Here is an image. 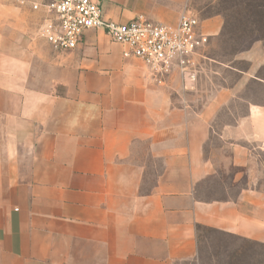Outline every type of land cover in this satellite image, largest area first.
<instances>
[{
  "label": "crops",
  "instance_id": "1",
  "mask_svg": "<svg viewBox=\"0 0 264 264\" xmlns=\"http://www.w3.org/2000/svg\"><path fill=\"white\" fill-rule=\"evenodd\" d=\"M15 1L0 0V264L196 263L203 227L264 244V105L213 129L251 80L264 84V39L237 56L250 67L233 84L209 86L205 60L183 93L101 29L54 50L44 10ZM98 1L108 19L169 24L189 3ZM242 12L246 28L264 27ZM200 21L213 38L244 27L222 13ZM210 182L228 191L204 198Z\"/></svg>",
  "mask_w": 264,
  "mask_h": 264
},
{
  "label": "built area",
  "instance_id": "2",
  "mask_svg": "<svg viewBox=\"0 0 264 264\" xmlns=\"http://www.w3.org/2000/svg\"><path fill=\"white\" fill-rule=\"evenodd\" d=\"M18 1L44 10L41 34L56 51L75 49L85 32L101 29L123 47L124 57L141 60L157 82L178 76L183 92L198 87L209 35L201 30L199 18L189 12L184 11L176 24L144 14L120 21L106 18L98 0Z\"/></svg>",
  "mask_w": 264,
  "mask_h": 264
},
{
  "label": "rangeland",
  "instance_id": "3",
  "mask_svg": "<svg viewBox=\"0 0 264 264\" xmlns=\"http://www.w3.org/2000/svg\"><path fill=\"white\" fill-rule=\"evenodd\" d=\"M17 2L15 1L17 5L23 6L18 0ZM262 4H264V0H189L185 11L197 16L199 20L205 19V17L214 13H222L227 20L238 21L237 25L244 26V24H248L247 21L249 18H247L246 13L242 12V10L247 8L252 11L251 14H249L252 16V20L256 24L264 26V7ZM263 36L264 27L246 28L245 26L223 29V31L214 38L209 36V41L203 49V55L211 59L214 58L217 61L205 59L207 60L209 69L217 72L216 74L212 73V76L208 79L209 86L215 83L217 85H231L237 81L240 76L237 70L249 69L250 67L247 60L237 59V56H239L241 51L248 48L254 40L259 38L263 39ZM257 74L264 77V67L261 68ZM171 78H173L171 82L175 87L181 85L178 76ZM198 87L195 91L189 93L196 92ZM249 102L264 105L263 83L251 80L246 86V89L241 92V97L239 99L233 101L229 107L219 110L213 122V129L216 132H220L226 123L235 122L239 116L247 112ZM220 144L221 140L217 134H214L208 149L212 150L213 147ZM225 191L228 190L220 188L219 183L213 182L205 184L203 190H201L204 198L216 197L218 194ZM229 191L237 192L239 189ZM198 236V260L196 263L189 262V264H264V244L251 242L221 232H215L205 227L198 229Z\"/></svg>",
  "mask_w": 264,
  "mask_h": 264
},
{
  "label": "trees",
  "instance_id": "4",
  "mask_svg": "<svg viewBox=\"0 0 264 264\" xmlns=\"http://www.w3.org/2000/svg\"><path fill=\"white\" fill-rule=\"evenodd\" d=\"M263 39H264V36H263Z\"/></svg>",
  "mask_w": 264,
  "mask_h": 264
}]
</instances>
